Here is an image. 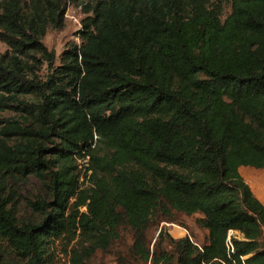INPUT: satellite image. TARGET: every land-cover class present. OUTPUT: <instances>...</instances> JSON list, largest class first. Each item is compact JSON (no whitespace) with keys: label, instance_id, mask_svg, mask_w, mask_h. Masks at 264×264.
Segmentation results:
<instances>
[{"label":"trees","instance_id":"trees-1","mask_svg":"<svg viewBox=\"0 0 264 264\" xmlns=\"http://www.w3.org/2000/svg\"><path fill=\"white\" fill-rule=\"evenodd\" d=\"M65 5L0 0V112L20 120L0 119V264H264L238 174L264 171V0H95L54 66L41 39ZM28 176L47 199L18 224L7 181ZM172 213L200 215L206 243H150Z\"/></svg>","mask_w":264,"mask_h":264},{"label":"rangeland","instance_id":"rangeland-1","mask_svg":"<svg viewBox=\"0 0 264 264\" xmlns=\"http://www.w3.org/2000/svg\"><path fill=\"white\" fill-rule=\"evenodd\" d=\"M26 1V0H22ZM95 0H65L66 7L63 14V27L60 29L47 28L44 37L41 39L42 45L47 51L52 52L54 55L53 65H58V57L69 44H79L77 38V31L80 30V22L85 17L82 13V7L84 4L93 2ZM229 12L227 4L222 7V18ZM7 51L6 47L0 43V54ZM47 73L45 65L38 71V76L44 78ZM0 119H8L20 121L17 115L11 111L0 112ZM80 164V163H78ZM250 169L248 167H243L241 170ZM243 173V172H242ZM257 181L256 188L259 191H263V181ZM247 182V181H246ZM250 184V182H247ZM251 184H253L251 182ZM7 186L9 190L10 197V208L14 213L17 223L22 222H37L39 216L37 213H33L28 204L35 202L38 199H47V195L41 183L35 178L28 176L25 179L15 180L9 179L7 181ZM200 215L195 214L191 216H184L178 213H172L170 215V221L157 216L151 217L150 223L152 225L150 231L147 234L150 243H153L157 236L159 229H164L166 233L172 239H180L186 235L190 237L193 243L197 245H203L206 243V231L200 226L198 220ZM58 264H67V258L58 254ZM94 264H113V258L111 255H96L94 259Z\"/></svg>","mask_w":264,"mask_h":264},{"label":"crops","instance_id":"crops-1","mask_svg":"<svg viewBox=\"0 0 264 264\" xmlns=\"http://www.w3.org/2000/svg\"><path fill=\"white\" fill-rule=\"evenodd\" d=\"M241 168H243V167H241ZM241 168L238 169L239 176L241 177V179L243 180V182L249 188L250 193L252 194V196L264 208V186H263V191H259V189L256 188L257 181H255V179H254V178H256V180H258V182L263 181V184H264V171H262V170H255V169H252V168L245 169V170H241ZM246 181L247 182H250V184H248ZM251 182L253 184H251Z\"/></svg>","mask_w":264,"mask_h":264},{"label":"built area","instance_id":"built-area-1","mask_svg":"<svg viewBox=\"0 0 264 264\" xmlns=\"http://www.w3.org/2000/svg\"><path fill=\"white\" fill-rule=\"evenodd\" d=\"M188 237V235H186ZM236 237H239L238 233L237 232H234V231H228L227 232V236H226V239H225V248L227 250V252H232V246H231V243H230V238H236ZM190 241H192L190 238H189ZM263 251H264V246L261 248ZM243 258H240V260H242Z\"/></svg>","mask_w":264,"mask_h":264}]
</instances>
